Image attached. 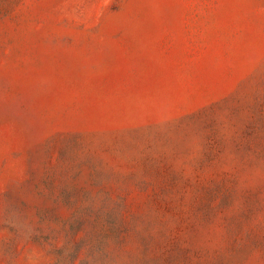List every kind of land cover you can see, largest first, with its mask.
I'll return each mask as SVG.
<instances>
[{"label":"rangeland","instance_id":"obj_1","mask_svg":"<svg viewBox=\"0 0 264 264\" xmlns=\"http://www.w3.org/2000/svg\"><path fill=\"white\" fill-rule=\"evenodd\" d=\"M0 264H264V0H0Z\"/></svg>","mask_w":264,"mask_h":264}]
</instances>
